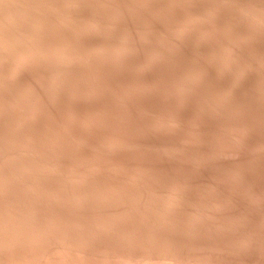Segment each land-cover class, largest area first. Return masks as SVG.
I'll use <instances>...</instances> for the list:
<instances>
[{"label":"rangeland","instance_id":"374dc122","mask_svg":"<svg viewBox=\"0 0 264 264\" xmlns=\"http://www.w3.org/2000/svg\"><path fill=\"white\" fill-rule=\"evenodd\" d=\"M0 51V264L264 263V0H0Z\"/></svg>","mask_w":264,"mask_h":264},{"label":"bare ground","instance_id":"6f19581e","mask_svg":"<svg viewBox=\"0 0 264 264\" xmlns=\"http://www.w3.org/2000/svg\"><path fill=\"white\" fill-rule=\"evenodd\" d=\"M248 5H249V4H248ZM243 7H244V6H243ZM246 8H247V7H246ZM244 9H245V8H244ZM248 9H249V8H248ZM2 11H4V10H2ZM14 11H16V10H14ZM5 12H7V10H5ZM5 12H4V13H5ZM19 12H20V11H19ZM9 13H11V12H9ZM6 14H7V13H6ZM20 14H22V12H21ZM24 15H25V14H24ZM24 15H23V18H24ZM14 16H15V15H14ZM20 16H22V15H20ZM27 16H28V15H27ZM4 17H5V16H4ZM7 17H8V16H7ZM9 17H10V16H9ZM40 17H41V16H40ZM12 18H14V17H12ZM12 18H11V19H12ZM25 18H26V17H25ZM28 18H30V17H28ZM36 18H37V17H36ZM66 18H67V17H66ZM9 19H10V18H9ZM19 19H20V18H19ZM31 19H32V18H31ZM33 19H34V18H33ZM67 19H68V18H67ZM71 19H72V18H71ZM42 20H43V19H42ZM11 21H12V20H11ZM15 21H17V20H15ZM37 21H38V19H37ZM224 21H225V20H224ZM224 21H223V22H224ZM7 22H8V21H7ZM7 22H6V23H7ZM229 23H230V22H229ZM257 23H258V22H257ZM8 24H9V22H8ZM14 24H15V23H14ZM224 24H225V23H224ZM226 25H227V24H226ZM235 26H236V25H235ZM229 28H230V27H229ZM126 30H127V29H126ZM247 30H248V29H247ZM234 31H235V30H234ZM243 32H244V31H243ZM246 32H247V31H246ZM232 33H233V32H232ZM233 34H234V33H233ZM240 35H241V34H240ZM243 35H244V34H243ZM238 36H239V35H238ZM238 36H237V37H238ZM16 37H17V36H16ZM239 37H240V36H239ZM241 37H242V36H241ZM243 37H244V36H243ZM243 37H242V38H243ZM245 37H246V36H245ZM19 39H21L20 36H19L18 40H19ZM12 40H13V38H12ZM15 40H16V39H15ZM8 41H9V40H8ZM225 43H226V42H225ZM226 44H227V43H226ZM53 47L55 48V46H53ZM58 48H59V47H58ZM24 50H25V49H24ZM45 50H46V49H45ZM30 51H31V50H30ZM32 51H33V50H32ZM2 52H3V51H2ZM0 53H1V51H0ZM1 54H2V53H1ZM19 54L22 55L23 52H22V53H19ZM29 54H30V53H29ZM25 55H26V54H25ZM3 57H5V56L3 55ZM18 57H19V56H18ZM1 58H2V56H1ZM22 58H23V57H22ZM22 58H21V59H22ZM24 58H25V57H24ZM15 59H16V58H15ZM21 59H20V60H21ZM16 61H19V60L16 59ZM17 64H18V63H17ZM19 64H21V63H19ZM246 64H247V63H246ZM248 64H249V63H248ZM15 66H16V64H15ZM18 66H19V65H18ZM20 66H21V65H20ZM16 67H17V66H16ZM13 68H14V67H13ZM15 69H17V68H15ZM15 69H14V70H15ZM15 71H16V70H15ZM192 72H193V71H192ZM195 73H196V72H195ZM57 74H58V73H57ZM192 74H193V73H192ZM200 74H201V73H200ZM183 76H184V75H183ZM193 76H194V75H193ZM199 76H200V75H199ZM182 78H183V77H182ZM190 78H191V77H190ZM190 78H189V79H190ZM187 80H188V79H187ZM24 87H25V86H24ZM224 89H225V88H224ZM186 97H187V95H186ZM182 100H183V99H182ZM219 105H220V104H219ZM84 117H85V115H84ZM26 165H27V164H26ZM123 170H124V169H123ZM140 170H141V169H140ZM172 170H173V169H172ZM65 171H66V170H65ZM119 171H120V170H119ZM168 171H169V170H168ZM170 171H171V170H170ZM178 171H179V170H178ZM178 171H177V172H178ZM199 171H200V170H199ZM66 172H67V171H66ZM163 172H164V171H163ZM204 172H205V171H204ZM68 173H69V172H68ZM149 173H151V172H149ZM166 173H168V172H166ZM180 173H181V172H180ZM207 173H208V172H207ZM213 173H214V172H213ZM62 174H63V173H62ZM153 174H154V173H153ZM163 174H164V173H163ZM215 174H216V173H215ZM66 175H67V174H66ZM125 175H126V174H125ZM161 175H162V174H161ZM172 175H173V174H172ZM209 175H210V174H209ZM213 175H214V174H213ZM218 175H219V174H218ZM132 176H133V175H132ZM148 176H149V175H148ZM167 176H168V175H167ZM216 176H217V175H216ZM66 177H68V176H66ZM151 177H152V176H151ZM171 177H172V176H171ZM200 177H201V176H200ZM210 177H211V176H210ZM214 177H215V176H214ZM128 178H129V177H128ZM149 178H150V177H149ZM164 178H165V177H164ZM168 179H169V178H168ZM176 179H177V178H176ZM178 179H179V178H178ZM212 179H213V178H212ZM214 179H215V178H214ZM214 179H213V180H214ZM219 179H220V178H219ZM164 180H165V179H164ZM207 180H209V177H208ZM217 180H218V179H217ZM151 181H152V180H151ZM203 181H204V180H203ZM209 181H210V180H209ZM209 181H208V182H209ZM224 181H225V180H224ZM115 182H116V181H115ZM211 182H212V181H211ZM31 183H33V182H31ZM36 183H37V182H36ZM118 183H119V182H118ZM212 183H214V182H212ZM224 183H225V182H224ZM54 184H55V183H54ZM59 184H60V183H59ZM159 184H160V183H159ZM169 184H170V183H169ZM175 184H176V183H175ZM204 184H205V183H204ZM20 185H21V184H20ZM38 185H39V184H38ZM47 185H48V184H47ZM60 185H61V184H60ZM68 185H69V184H68ZM161 185H162V184H161ZM161 185H160V186H161ZM205 185H206V184H205ZM229 185H230V184H229ZM2 186H3V185H2ZM2 186H1V187H2ZM12 186H13V185H12ZM44 186H45V185H44ZM52 186H53V183H52ZM61 186H63V184H62ZM61 186H60V187H61ZM64 186H65V185H64ZM71 186H72V185H71ZM171 186H172V185H171ZM178 186H179V185H178ZM194 186H195V185H194ZM231 186H232V185H231ZM1 187H0V188H1ZM7 187H8V185H7ZM40 187H41V186H40ZM48 187H49V186H48ZM50 187H51V186H50ZM53 187H55V186H53ZM77 187H78V186H77ZM77 187H76V188H77ZM121 187H122V186H121ZM176 187H177V186H176ZM180 187H181V186H180ZM180 187H179V188H180ZM23 188H24V187H23ZM34 188H35V187H33V189H34ZM36 188H37V187H36ZM61 188H62V187H61ZM68 188H70L69 190L72 189L71 187H68ZM91 188H92V187H91ZM144 188H145V187H144ZM148 188H149V187H148ZM158 188H159V187H158ZM2 189H3V188H2ZM5 189H6V188H5ZM43 189H44V188H43ZM54 189H55V188H54ZM57 189H58V188H57ZM80 189H81V187H80ZM150 189H151V188H150ZM180 189H181V188H180ZM215 189H216V188H215ZM217 189H218V188H217ZM37 190H38V189H37ZM63 190H64V189H63ZM78 190H79V189H78ZM78 190H77V191H78ZM81 190H82V189H81ZM210 190H211V189H210ZM6 191H10V190H6ZM29 191H30V190H29ZM33 191H34V190H33ZM44 191H45V189H44ZM60 191H61V189H60ZM71 191H72V190H71ZM73 191H74V189H73ZM83 191H84V190H83ZM83 191H82V192H83ZM182 191H183V190H182ZM185 191H186V190H185ZM208 191H209V190H208ZM208 191H206V193H207ZM211 191H212V190H211ZM211 191H210V192H211ZM233 191H234V190H233ZM17 192H19V191H17ZM45 192H46V191H45ZM47 192H48V190H47ZM66 192H67V191H66ZM66 192L64 191V193H66ZM75 192H76V190H75ZM106 192H107V191H106ZM201 192H202V191H201ZM218 192H219V191H218ZM222 192H223V191H222ZM19 193H20V192H19ZM35 193H36V192H35ZM43 193H44V192H43ZM64 193H63V194H64ZM73 193H74V192H73ZM83 193H84V192H83ZM90 193H91V192H90ZM90 193H89V194H90ZM225 193H226V192H225ZM225 193H224V194H225ZM2 194H3V193H2ZM4 194H7V193H4ZM15 194H16V193H15ZM17 194H18V193H17ZM48 194L51 195V193H48ZM59 194H60V192H59ZM59 194H58V195H59ZM66 194H67V193H66ZM77 194H78V193H77ZM79 194H80V192H79ZM117 194H118V193H117ZM177 194H178V193H177ZM217 194H218V193H217ZM219 194H221V193H219ZM25 195H26V194H25ZM56 195H57V194H56ZM68 195H69V194H68ZM81 195H82V194H81ZM109 195H110V194H109ZM179 195H180V194H179ZM5 196H7V195H5ZM5 196H4V197H5ZM12 196H13V195H12ZM46 196H47V195H46ZM92 196H93V195H92ZM107 196H108V195H107ZM35 197H36V196H35ZM37 197H38V195H37ZM59 197H60V196H59ZM59 197H58V198H59ZM81 197H82V196H81ZM210 197H211V195H210ZM5 198H6V197H5ZM13 198H14V197H13ZM15 198H17V197H15ZM40 198H41V197H40ZM66 198H68V197H66ZM75 198H76V196H75ZM84 198H85V197H84ZM95 198H96V197H95ZM101 198H102V197H101ZM108 198H109V197H108ZM168 198H169V196H168ZM213 198H214V197H213ZM213 198H210V199H213ZM228 198H229V197H228ZM232 198H233V197H232ZM241 198H242V197H241ZM251 198H252V197H251ZM37 199H38V198H37ZM48 199H51V198H48ZM63 199H64V198H63ZM71 199H72V198H71ZM80 199H82V198H80ZM87 199H88V198L86 197L84 201H86ZM109 199H110V198H109ZM223 199H224V198H223ZM226 199H227V198H226ZM226 199H224V201H226ZM7 200H8V199H7ZM18 200H19V199H18ZM56 200H58V199H56ZM60 200H61V199H60ZM64 200H65V199H64ZM72 200H73V199H72ZM77 200H78V199H77ZM90 200H91V199H90ZM92 200H93V199H92ZM96 200H97V199H96ZM107 200H108V199H107ZM107 200H105V201H107ZM111 200H112V199H111ZM178 200H179V199H178ZM201 200H202V199H201ZM234 200H235V199H233V201H234ZM241 200H242V199H241ZM8 201H9V200H8ZM51 201H52V200H51ZM78 201H79V200H78ZM78 201H77V203H78ZM84 201H83V202H84ZM87 201H88V200H87ZM100 201H101V199H100ZM105 201H104V202H105ZM202 201H203V200H202ZM206 201H207V200H206ZM206 201H205V202H206ZM210 201H211V200H210ZM210 201H209V202H210ZM227 201H228V200H227ZM251 201H252V200H251ZM31 202H32V201H31ZM31 202H30V203H31ZM52 202H53V201H52ZM96 202H97V201H96ZM207 202H208V201H207ZM222 202H223V201H222ZM239 202H240V200H239ZM3 203L5 204V202H3ZM73 203H74V202H73ZM86 203H87V202H86ZM91 203H92V202H91ZM100 203H101V202H100ZM111 203H112V201H111ZM114 203H115V202H114ZM225 203H226V202H225ZM234 203H235V202H234ZM255 203H256V202H255ZM32 204H33V203H32ZM36 204H37V203H36ZM38 204H40V203H38ZM44 204H45V203H44ZM46 204H47V203H46ZM59 204H60V203H59ZM80 204H82V202H81ZM83 204H84V203H83ZM87 204H88V203H87ZM95 204H96V203H95ZM107 204H108V203H107ZM134 204H135V203H134ZM143 204H144V203H143ZM161 204H162V203H161ZM227 204H228V203H227ZM230 204H231V203H230ZM241 204H242V203H241ZM251 204H252V203H251ZM259 204H260V203H258L257 205H259ZM262 204H263V203H262ZM9 205H10V204H9ZM13 205H14V204H13ZM18 205H19V204H18ZM33 205H34V204H33ZM41 205H42V204H41ZM41 205H40V206H41ZM52 205H53V204H52ZM102 205H103V203H102ZM111 205H113V204H111ZM111 205L109 204V206H111ZM223 205H224V204H223ZM236 205H237V204H236ZM246 205H247V204H246ZM10 206H11V205H10ZM34 206H35V205H34ZM37 206H39V205H37ZM55 206H59V205H55ZM78 206H79V205H78ZM80 206H82V205H80ZM83 206H84V205H83ZM178 206H179V205H178ZM204 206H205V205H204ZM210 206H211V205H210ZM230 206H231V205H230ZM230 206H229V207H230ZM238 206H239V205H238ZM240 206H241V205H240ZM262 206H263V205H262ZM6 207H7V206H6ZM11 207H12V206H11ZM16 207H17V205H16ZM44 207H46V205H45ZM90 207H91V206H90ZM90 207H89V208H90ZM94 207H95V206H94ZM100 207H101V206H100ZM100 207H99V208H100ZM102 207H103V206H102ZM158 207H159V206H158ZM183 207H184V206H183ZM206 207H207V206H206ZM216 207H217V206H216ZM221 207H222V206H221ZM2 208H3V207H2ZM13 208H14V207H13ZM42 208H43V206H42ZM87 208H88V207H87ZM91 208H92V207H91ZM99 208H98V209H99ZM106 208H107V207H106ZM207 208H208V207H207ZM207 208H206V209H207ZM230 208H231V207H230ZM230 208H229V209H230ZM247 208H248V207H247ZM247 208H246L245 210H247ZM250 208H251V207H250ZM14 209H15V208H14ZM40 209H41V208H40ZM40 209H39V210H40ZM44 209H45V208H44ZM52 209H53V208H51V210H52ZM55 209H56V208H55ZM57 209H58V208H57ZM74 209H75V208H74ZM80 209H81V208H80ZM103 209H104V208H103ZM116 209H117V208H116ZM136 209H137V208H136ZM188 209H189V208H188ZM195 209H196V208H195ZM201 209H202V208H201ZM213 209H214V208H213ZM215 209H217V208H215ZM237 209H238V208H237ZM258 209H259V208H258ZM261 209H262V208H261ZM10 210H11V209H10ZM39 210H38V211H39ZM51 210H50V211H51ZM82 210H84V209H82ZM86 210H87V209H86ZM86 210H85V211H86ZM94 210H95V209H94ZM208 210H209V209H208ZM208 210H206V211H208ZM222 210H224V209H222ZM231 210H232V209H231ZM256 210H257V209H256ZM13 211H14V210H13ZM16 211H17V209H16ZM45 211H46V210H45ZM62 211H63V210H62ZM97 211H98V210H97ZM108 211H109V210H108ZM181 211H182V210H181ZM204 211H205V210H204ZM234 211H235V209H234ZM252 211H253V210H252ZM9 212H10V211H9ZM47 212H48V211H47ZM81 212H82V211H81ZM83 212H84V211H83ZM83 212H82V214H83ZM95 212H96V211H95ZM215 212H216V211H215ZM224 212H225V211H224ZM228 212H229V211H228ZM247 212H248V211H247ZM259 212H260V211H259ZM262 212H263V211H262ZM0 213H1V210H0ZM18 213H19V212H18ZM78 213H79V211H78ZM84 213H86V212H84ZM90 213H91V212H90ZM98 213H99V212H98ZM147 213H148V212H147ZM260 213H261V212H260ZM6 214H7V213H6ZM25 214H26V213H25ZM38 214H40V213L38 212ZM92 214H93V213H92ZM218 214H219V213H218ZM235 214H236V213H235ZM238 214H239V213H238ZM249 214H250V211H249ZM3 215H4V214H3ZM16 215H17V214H16ZM35 215H36V214H35ZM41 215H42V214H41ZM45 215H46V214H45ZM64 215H65V214H64ZM98 215H99V214H98ZM101 215H102V214H101ZM101 215H100V216H101ZM224 215H225V214H224ZM224 215H223V216H224ZM241 215H242V214H241ZM11 216H12V215H11ZM93 216H94V215H93ZM107 216H108V215H107ZM234 216H235V215H234ZM33 217H34V216H33ZM38 217H39V216H38ZM47 217H48V216H47ZM47 217H44V218L47 219ZM50 217H51V216H50ZM56 217H57V216H56ZM56 217H55V218H56ZM95 217H96V216H95ZM186 217H187V216H186ZM216 217H217V216H216ZM216 217H215V219H216ZM219 217H220V214H219ZM227 217H229L228 214H227ZM245 217H246V216H245ZM44 218H43V219H44ZM97 218H98V217H97ZM217 218H218V217H217ZM250 218H251V217H250ZM262 218H263V216H262ZM1 219H2V218H1ZM17 219H18V217H17ZM35 219H36V218H35ZM35 219H34V220H35ZM38 219H39V218H38ZM38 219H36V221H37ZM41 219H42V218H41ZM49 219H51V218H49ZM85 219H86V218H85ZM87 219H88V217H87ZM133 219H134V218H133ZM142 219H143V218H142ZM146 219H147V218H146ZM149 219H150V218H149ZM186 219H187V218H186ZM223 219H225V218L223 217ZM231 219H232V218H231ZM231 219H230V220H231ZM236 219H237V218H236ZM258 219H259V218H258ZM51 220H52V219H51ZM54 220H55V219H54ZM60 220H61V219H60ZM62 220H63V219H62ZM188 220H189V219H188ZM221 220H222V219H221ZM263 220H264V219H263ZM47 221H48V220H47ZM56 221H57V220H56ZM83 221H84V220H83ZM106 221H107V220H106ZM119 221H120V220H119ZM140 221H141V220H140ZM202 221H203V220H202ZM217 221H218V220H217ZM39 222H40V220H39ZM43 222H45V220H44ZM49 222H50V221H49ZM49 222H48V223H49ZM64 222H65V221H64ZM96 222H97V219H96ZM98 222H99V219H98ZM116 222H117V221H116ZM173 222H174V221H173ZM220 222H221V221H220ZM224 222H225V221H224ZM227 222H228V221H227ZM22 223H23V222H22ZM46 223H47V222H46ZM55 223H56V222H55ZM55 223H54V224H55ZM62 223H63V222H62ZM83 223H84V222H83ZM101 223H102V220H101ZM187 223H188V222H187ZM203 223H204V222H203ZM256 223H257V222H256ZM260 223H262V222H260ZM44 224H45V223H44ZM49 224H50V223H49ZM49 224H48V225H49ZM54 224H53V226H54ZM81 224H82V222H81ZM85 224H86V223H85ZM132 224H133V223H132ZM151 224H152V223H151ZM224 224H225V223H224ZM45 225H46V224H45ZM68 225H69V224H68ZM70 225H71V224H70ZM73 225H74V224H73ZM83 225H84V224H83ZM110 225H111V224H110ZM125 225H126V224H125ZM173 225H174V224H173ZM211 225H212V224H211ZM227 225H229V224H227ZM231 225H232V224H231ZM10 226H11V225H10ZM42 226H43V225H42ZM51 226H52V225H51ZM127 226H128V225H127ZM169 226H170V225H169ZM176 226H177V225H176ZM223 226H224V225H223ZM229 226H230V225H229ZM237 226H238V225H237ZM241 226H242V225H241ZM262 226H263V225H262ZM262 226H261V227H262ZM17 227H18V226H17ZM68 227H69V226H68ZM73 227H74V226H73ZM86 227H89V226H86ZM99 227H100V225H99ZM53 228H54V227H53ZM55 228H56V227H55ZM58 228H59V227H57V229H58ZM63 228H64V227H63ZM70 228H71V227H70ZM70 228H69V229H70ZM92 228H93V227H92ZM134 228H135V227H134ZM139 228H140V227H139ZM204 228H205V227H204ZM239 228H240V227H239ZM15 229H16V227H15ZM17 229H18V228H17ZM48 229H49V228H48ZM66 229H67V228H66ZM66 229H65V230H66ZM71 229H72V228H71ZM74 229H75V228H74ZM94 229H95V228H94ZM104 229H105V228H104ZM143 229H144V228H143ZM154 229H155V228H154ZM211 229H212V228H211ZM251 229H252V228H251ZM0 230H1V229H0ZM11 230H12V228H11ZM22 230H23V229H22ZM65 230H64V231H65ZM75 230H76V229H75ZM90 230H91V229H90ZM95 230L98 231V229H95ZM112 230H113V229H112ZM120 230H121V229H120ZM124 230H125V229H124ZM144 230H145V229H144ZM232 230H233V229H232ZM2 231H3V230H2ZM5 231H6V233H8L7 230H5ZM48 231H49V230H48ZM56 231H57V230H56ZM68 231H69V230H68ZM149 231H150V230H149ZM153 231H154V230H153ZM170 231H171V230H170ZM245 231H246V230H245ZM248 231H249V230H248ZM252 231H253V230H252ZM58 232L61 233L60 231H58ZM69 232H71V230H70ZM90 232H91V231H90ZM98 232H99V231H98ZM118 232H119V231H118ZM128 232H129V231H128ZM151 232H152V231H151ZM156 232H157V231H156ZM182 232H184V231H182ZM194 232H195V231H194ZM226 232H227V231H226ZM243 232H244V230H243ZM246 232H247V231H246ZM1 233H2V232H1ZM4 233H5V232H4ZM9 233H10V232H9ZM11 233H12V232H11ZM22 233H24V232H22ZM27 233H28V232H27ZM44 233H45V232H43V234H44ZM93 233H95V232H93ZM96 233H97V232H96ZM160 233H161V232H160ZM192 233H193V232H192ZM224 233H225V232H224ZM228 233H229V232H228ZM228 233H227V234H228ZM248 233H249V232H248ZM15 234H16V233H15ZM88 234H89V233H88ZM100 234H101V233H100ZM100 234H99V235H100ZM144 234H145V233H144ZM166 234H167V233H166ZM238 234H239V233H238ZM242 234H243V233H242ZM251 234H252V233H251ZM2 235H4V234H2ZM12 235H13V234H12ZM27 235H28V234H27ZM27 235H26V236H27ZM62 235H64V234L62 233ZM99 235L97 234L98 237H99ZM131 235H132V234H131ZM131 235H130V236H131ZM139 235H140V234H139ZM230 235H231V234H230ZM230 235H229V236H230ZM4 236H5V235H4ZM29 236H30V235H29ZM42 236H43V235H42ZM51 236H52V235H51ZM51 236H50V237H51ZM64 236H65V235H64ZM73 236H74V235H73ZM73 236H72V237H73ZM78 236H79V235H78ZM93 236H94V234H93ZM93 236H91V237H93ZM223 236H224V235H223ZM226 236H227V235H226ZM5 237H6V236H5ZM18 237H19V236H18ZM22 237H23V236H22ZM22 237H21V238H22ZM43 237H44V236H43ZM54 237H55V236H54ZM60 237H61V236H60ZM60 237H59V238H60ZM66 237H67V236H66ZM72 237H71V238H72ZM79 237H80V236H79ZM94 237H96V236H94ZM100 237H101V236H100ZM227 237H228V236H227ZM247 237H248V236H247ZM2 238H3V237H2ZM64 238H65V237H64ZM74 238H75V236H74ZM182 238H183V237H182ZM202 238H203V237H202ZM220 238H221V237H220ZM223 238H226V237L224 236ZM228 238H229V237H228ZM243 238H244V235H243ZM245 238H246V237H245ZM245 238H244V239H245ZM16 239H17V238H16ZM46 239H47V238H46ZM56 239H57V238H56ZM76 239H77V238H76ZM80 239H82V238H80ZM86 239H87V238H86ZM95 239H96V238H95ZM116 239H117V238H116ZM119 239H120V238H119ZM139 239L141 240V238H139ZM233 239H234V238H232L231 240H233ZM246 239H247V238H246ZM246 239H245V240H246ZM17 240H18V239H17ZM57 240H58V239H57ZM72 240H74V239H72ZM125 240H126V239H125ZM197 240H198V239H197ZM235 240H236V239H235ZM79 241H80V240H79ZM89 241H90V240H89ZM92 241H93V240H92ZM98 241H99V240H98ZM98 241H97V242H98ZM141 241H142V240H141ZM215 241H216V240H215ZM223 241H224V240H223ZM228 241H229V240H228ZM37 242H39V241H37ZM80 242H82V240H81ZM80 242H78V243H80ZM93 242H94V241H93ZM226 242H227V241H226ZM230 242H231V241H230ZM239 242H240V241H239ZM242 242H243V241H242ZM260 242H261V241H260ZM5 243H6V242H5ZM73 243H75V242H73ZM85 243H88V242H85ZM100 243H101V242H100ZM160 243H161V242H160ZM163 243H164V242H163ZM216 243H217V242H216ZM237 243H238V242H237ZM243 243H244V242H243ZM81 244H82V243H81ZM141 244H142V243H141ZM146 244H147V242H146ZM222 244H223V243H222ZM239 244H240V243H239ZM258 244H259V243H258ZM9 245H10V244H9ZM11 245H14V244H11ZM24 245H25V244H24ZM85 245H86V244H85ZM97 245H98V244H97ZM106 245H107V244H106ZM131 245H132V244H131ZM143 245H144V244H143ZM147 245H148V244H147ZM160 245H161V244H160ZM178 245H179V244H178ZM211 245H212V244H211ZM235 245H236V244H235ZM42 246H43V245H42ZM65 246H66V244H65ZM71 246H73V245H71ZM75 246H76V245H75ZM93 246H94V245H93ZM120 246H121V245H120ZM124 246H125V245H124ZM228 246H229V245H228ZM228 246H227V247H228ZM238 246H239V245L237 244L236 247H238ZM52 247H53V246H52ZM78 247H79V246H78ZM78 247H76V249H77ZM84 247H85V246H84ZM87 247H88V246H87ZM87 247H86V248H87ZM98 247H99V246H98ZM125 247H126V246H125ZM153 247H154V246H153ZM176 247H177V246H176ZM225 247H226V246H225ZM239 247H240V246H239ZM17 248H18V247H17ZM23 248H24V247H23ZM37 248H38V247H37ZM79 248H80V247H79ZM82 248H83V245H82ZM82 248H81V249H82ZM101 248H102V247H101ZM129 248H130V247H129ZM134 248H135V247H134ZM164 248H165V247H164ZM229 248H230V247H229ZM83 249H85V248H83ZM88 249H89V248H88ZM96 249H97V248H96ZM142 249H143V248H142ZM145 249H146V248H145ZM184 249H185V248H184ZM243 249H244V248H243ZM247 249H248V248H247ZM0 250H2V249H0ZM16 250H17V249H16ZM69 250H70V249H69ZM89 250H90V249H89ZM94 250H95V249H94ZM99 250H100V249H99ZM101 250H102V249H101ZM103 250H104V249H103ZM103 250H102V251H103ZM168 250H169V249H168ZM208 250H209V248H208ZM212 250H213V249H212ZM226 250H227V249H226ZM254 250H255V249H254ZM256 250H257V249H256ZM256 250H255V251H256ZM259 250H262V249H259ZM4 251H5V250H4ZM62 251H63V250H62ZM70 251H71V250H70ZM78 251H80V250H78ZM140 251H141V250H140ZM152 251H153V250H152ZM230 251H231V250H230ZM84 252H85V251H84ZM98 252H101V251H98ZM193 252H194V251H193ZM204 252H205V251H204ZM231 252H232V251H231ZM245 252H246V251H244V253H245ZM247 252H248V251H247ZM249 252H250V251H249ZM249 252H248V253H249ZM2 253H3V251H2ZM12 253H13V252H12ZM47 253H48V252H47ZM68 253H69V252H68ZM90 253H91V252H90ZM93 253H95V252H93ZM103 253H104V252H103ZM103 253H102V254H103ZM127 253H128V252H127ZM174 253H176V252H174ZM179 253H180V252H179ZM188 253H189V252H188ZM190 253H191V252H190ZM222 253H223V252H222ZM237 253H238V252H237ZM242 253H243V251H242ZM260 253H261V252H260ZM263 253H264V252H263ZM263 253H262V254H263ZM8 254H10V253H8ZM16 254H17V253H16ZM18 254H19V253H18ZM80 254H81V253H80ZM95 254H96V253H95ZM97 254L99 255V253H97ZM112 254H113V253H112ZM196 254H197V253H196ZM217 254H218V253H217ZM253 254H254V253H253ZM253 254H252V255H253ZM0 255H1V254H0ZM3 255H4V254H3ZM6 255H7V254H6ZM10 255H11V254H10ZM40 255H41V254H40ZM100 255H101V253H100ZM130 255H131V254H130ZM146 255H147V254H146ZM219 255H220V254H219ZM244 255H245V254H244ZM69 256H70V255H69ZM186 256H187V255H186ZM197 256H198V255H197ZM214 256H215V255H214ZM224 256H225V255H224ZM227 256H228V255H227ZM234 256H235V255H234ZM259 256H260V255H259ZM259 256H258V257H259ZM19 257H20V256H19ZM106 257H107V256H106ZM157 257H158V256H157ZM162 257H163V256H162ZM240 257H241V256H240ZM258 257H257V258H258ZM260 257H261V256H260ZM43 258H44V257H43ZM43 258H42V259H43ZM107 258H108V257H107ZM150 258H151V257H150ZM152 258H153V257H152ZM241 258H242V257H241ZM1 259H2V256H1ZM6 259H8V258H6ZM11 259H12V257H11ZM36 259H37V258H36ZM44 259H45V258H44ZM46 259H47V258H46ZM233 259H234V258H233ZM233 259H232V260H233ZM258 259H259V258H258ZM102 260H103V259H102ZM105 260H106V259H105ZM135 260H136V259H135ZM145 260H146V259H145ZM150 260H151V259H150ZM153 260H154V259H153ZM183 260H184V259H183ZM198 260H199V259H198ZM239 260H240V259H239ZM241 260H242V259H241ZM246 260H247V259H246ZM259 260H260V259H259ZM2 261H3V260H2ZM7 261H8V260H7ZM7 261H6V262H7ZM95 261H96V260H95ZM100 261H101V259H100ZM100 261H99V262H100ZM111 261H112V260H111ZM111 261H110V262H111ZM114 261H115V260H114ZM151 261H152V260H151ZM171 261H172V260H171ZM235 261H236V260H235ZM237 261H238V260H237ZM237 261H236V262H237ZM28 262H30V261H28ZM72 262H73V261H72ZM92 262H93V261H92ZM97 262H98V261H97ZM102 262L104 263V261H102ZM102 262H101V263H102ZM143 262H144V261H143ZM219 262H220V261H219ZM219 262H218V263H219ZM242 262H244V261H242ZM262 262H263V261H262ZM262 262H260V263H262ZM34 263H35V262H34ZM75 263H76V262H75ZM1 264H2V263H1ZM107 264H108V263H107ZM110 264H111V263H110ZM258 264H259V263H258ZM263 264H264V263H263Z\"/></svg>","mask_w":264,"mask_h":264}]
</instances>
